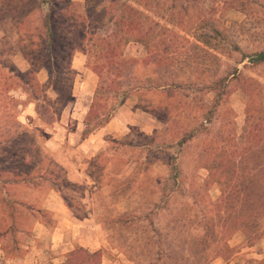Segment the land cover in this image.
Instances as JSON below:
<instances>
[{"label": "rangeland", "instance_id": "obj_1", "mask_svg": "<svg viewBox=\"0 0 264 264\" xmlns=\"http://www.w3.org/2000/svg\"><path fill=\"white\" fill-rule=\"evenodd\" d=\"M123 10L153 48L119 43L103 77L130 90L83 142L99 77L79 30L109 37ZM260 53L264 0H0V264H264Z\"/></svg>", "mask_w": 264, "mask_h": 264}, {"label": "trees", "instance_id": "obj_2", "mask_svg": "<svg viewBox=\"0 0 264 264\" xmlns=\"http://www.w3.org/2000/svg\"><path fill=\"white\" fill-rule=\"evenodd\" d=\"M134 15V10L131 8H128ZM123 16L118 17L114 21V26H115V31L110 34L109 37H106L108 41H106V38L103 37H94L95 35H88L84 29H80L81 26H77V29H80L79 31V39L78 42L81 44V48L84 51L85 55H90L93 61V67L94 70L96 71V74H98L99 77V83L96 85V89L93 94L92 98V103L90 105V109L85 117L84 122L86 121L87 116H92V114L96 115V110L95 107H100V101H102L105 97L103 95L106 93L112 92V91H117L115 93L119 94L120 92H124L121 90H125L127 88V92L130 90V85L131 83L128 84H120L115 81L113 78H118L120 77L122 67L119 66V63L117 61L120 59L118 56V47L119 43L120 45L123 43L122 41L124 40H134L136 42H141L143 46L149 50L150 48L152 50V46L150 45L152 35H150L149 30L146 27V24L144 22L140 21V18L134 17L132 15H128L124 10ZM80 18V17H77ZM82 18V17H81ZM133 18V19H132ZM144 23V24H143ZM89 39V42H91V46L88 45L86 42L87 39ZM119 39V40H118ZM86 40V41H85ZM87 43V45H86ZM86 45V46H85ZM85 46V48L83 47ZM89 47V49H88ZM173 48V53L175 54V58H173V62H176L178 59H181L182 57H187V59H190V52L186 51L187 48L182 49L179 48L178 46H174ZM87 49V50H86ZM147 50V51H148ZM181 51V52H180ZM177 57V58H176ZM253 63L256 64H263L264 63V53H260L255 55L253 58ZM105 66V67H104ZM104 69H108V71H104ZM106 74L111 75L113 78L109 79L108 77L105 78L107 80L108 84L105 86V80L104 77H106ZM104 75V77H103ZM111 85V87H110ZM115 85V86H113ZM105 87V88H104ZM165 87H159V89H164ZM105 89V91H103ZM112 89V90H110ZM126 92V93H127ZM105 101V100H104ZM250 108V107H249ZM98 112V111H97ZM113 112V110H112ZM250 112V111H249ZM252 114V112H251ZM254 116V115H253ZM252 115L248 116V129H247V135L249 137L253 136L255 137V133L258 131V127L260 125L253 124L252 122L253 117ZM111 119V115H107L104 120H102L100 123L95 122L93 125V129L91 131H95L104 125H106ZM86 126L88 127V124L85 122ZM262 128V127H261ZM91 133L90 131L87 130V134ZM259 133V131H258ZM261 133V132H260ZM183 139L181 140L180 144L185 143Z\"/></svg>", "mask_w": 264, "mask_h": 264}, {"label": "crops", "instance_id": "obj_3", "mask_svg": "<svg viewBox=\"0 0 264 264\" xmlns=\"http://www.w3.org/2000/svg\"><path fill=\"white\" fill-rule=\"evenodd\" d=\"M95 89H96V84L94 85V87H93V89H92V94H94V91H95ZM90 105H91V101H90V103H89V105L87 106V108H86V110H85V116L87 115V113H88V111H89V109H90ZM123 109V106L120 104L119 106H118V108H117V110H116V112H115V114H114V116H113V118L105 125V126H103V127H101L100 129H97V130H95V132H93V133H89L88 135L87 134H85L86 132H87V126H86V124H85V122H84V124H85V127H86V130H85V132H84V134H83V142H91V140L92 139H95V138H98L99 136H101V132L103 131V130H106V128L107 127H109L111 124H113L114 123V121L116 120V119H118V114L121 112V110ZM91 135V136H90ZM83 247V246H82ZM81 247V248H82ZM85 248V247H84Z\"/></svg>", "mask_w": 264, "mask_h": 264}]
</instances>
